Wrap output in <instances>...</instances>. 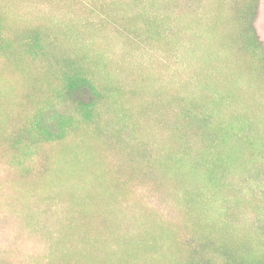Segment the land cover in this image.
Wrapping results in <instances>:
<instances>
[{
	"label": "rangeland",
	"instance_id": "rangeland-1",
	"mask_svg": "<svg viewBox=\"0 0 264 264\" xmlns=\"http://www.w3.org/2000/svg\"><path fill=\"white\" fill-rule=\"evenodd\" d=\"M0 264H264V0H0Z\"/></svg>",
	"mask_w": 264,
	"mask_h": 264
}]
</instances>
